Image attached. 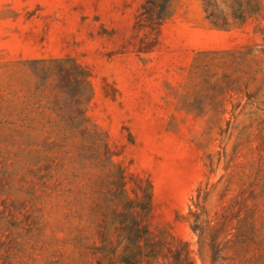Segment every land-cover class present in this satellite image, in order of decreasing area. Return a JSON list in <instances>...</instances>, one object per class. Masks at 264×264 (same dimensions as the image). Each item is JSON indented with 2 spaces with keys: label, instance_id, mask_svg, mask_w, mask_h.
Listing matches in <instances>:
<instances>
[{
  "label": "rangeland",
  "instance_id": "rangeland-1",
  "mask_svg": "<svg viewBox=\"0 0 264 264\" xmlns=\"http://www.w3.org/2000/svg\"><path fill=\"white\" fill-rule=\"evenodd\" d=\"M264 264V0H0V264Z\"/></svg>",
  "mask_w": 264,
  "mask_h": 264
},
{
  "label": "trees",
  "instance_id": "trees-1",
  "mask_svg": "<svg viewBox=\"0 0 264 264\" xmlns=\"http://www.w3.org/2000/svg\"><path fill=\"white\" fill-rule=\"evenodd\" d=\"M121 261L125 262L126 264H136L138 263L137 254H134L132 256H122Z\"/></svg>",
  "mask_w": 264,
  "mask_h": 264
}]
</instances>
